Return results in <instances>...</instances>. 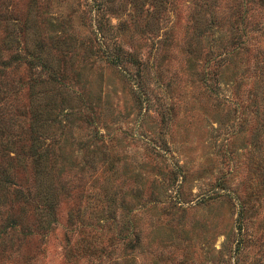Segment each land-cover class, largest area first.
Returning <instances> with one entry per match:
<instances>
[{
    "label": "rangeland",
    "instance_id": "374dc122",
    "mask_svg": "<svg viewBox=\"0 0 264 264\" xmlns=\"http://www.w3.org/2000/svg\"><path fill=\"white\" fill-rule=\"evenodd\" d=\"M0 85V264H264V0H0Z\"/></svg>",
    "mask_w": 264,
    "mask_h": 264
},
{
    "label": "trees",
    "instance_id": "16d2710c",
    "mask_svg": "<svg viewBox=\"0 0 264 264\" xmlns=\"http://www.w3.org/2000/svg\"><path fill=\"white\" fill-rule=\"evenodd\" d=\"M121 55L119 53H117L115 56H112L111 61L113 62H118L121 60ZM0 91L2 93L3 98H5V94L4 91L2 90V87L0 85ZM10 124L14 123L13 119L10 118V120H7ZM13 127L11 133L9 134L10 136L7 137V141H5V143L3 141H0V190L3 192V194H12L15 197H21L24 195H29V193H31L30 187H24L19 184L17 186L12 187V184H15V181H13L11 179L10 176V169L12 168L11 163L13 162L11 159L12 157L10 156V154H8L6 151L9 150L10 144H12L14 141L16 142V139L14 137V125H11ZM9 127V125H7V128ZM3 129L6 130V126H5V120L1 121L0 120V135H2V133L4 132ZM10 138L9 141V145H8V139ZM32 144V145H31ZM31 148V154L35 155L38 154L36 153L35 149H33V139L31 138V142H30ZM21 150L23 151V149L21 148ZM23 161V160H21ZM23 163V162H22ZM51 168V167H50ZM50 168L46 169V167H41V168H36L35 170V179L38 178L41 175H47L46 178H48V174L50 172Z\"/></svg>",
    "mask_w": 264,
    "mask_h": 264
}]
</instances>
